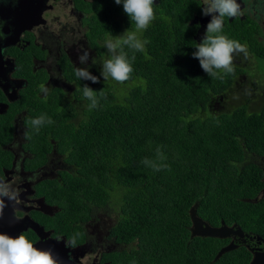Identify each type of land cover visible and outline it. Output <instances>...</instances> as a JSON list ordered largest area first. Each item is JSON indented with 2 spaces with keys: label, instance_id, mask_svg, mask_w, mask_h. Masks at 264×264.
<instances>
[{
  "label": "trees",
  "instance_id": "16d2710c",
  "mask_svg": "<svg viewBox=\"0 0 264 264\" xmlns=\"http://www.w3.org/2000/svg\"><path fill=\"white\" fill-rule=\"evenodd\" d=\"M154 14L140 33L149 43L145 52L135 53L130 79L122 84L100 80L90 87L106 96L97 108L89 110L79 87L74 104L68 101L58 110L44 103L35 111L62 117L34 135L56 133L65 160L76 169L56 189L61 209L55 218L75 221L96 210L112 213L117 218L113 232L135 243L129 254L122 253L124 264H247L251 255L243 246L214 260L226 239L190 238L189 210L197 203V215L213 225L220 219L238 221L247 211L255 214L257 202L247 198H255L262 187V170L256 166L264 159V108L215 109L239 70L233 66L223 80L209 77L192 57L197 42L186 24L188 13ZM101 19L105 26L94 36L120 34V25L107 22V13ZM124 23L135 29L125 13ZM238 32L224 35L248 44L253 62L264 59L263 46ZM95 46L106 57L105 48ZM97 70L100 77L101 66ZM78 109L84 117L76 122ZM157 147L167 165L158 172L142 163L156 160ZM226 199L231 200L227 205ZM259 212L264 217V206ZM73 236L82 239L78 232Z\"/></svg>",
  "mask_w": 264,
  "mask_h": 264
},
{
  "label": "flooded vegetation",
  "instance_id": "af4514ba",
  "mask_svg": "<svg viewBox=\"0 0 264 264\" xmlns=\"http://www.w3.org/2000/svg\"><path fill=\"white\" fill-rule=\"evenodd\" d=\"M179 1L187 2L166 0L167 8L163 11L169 12L174 6V13H188L186 24L194 31L193 39L200 43L211 16L201 14L202 6L199 5L202 0H189L186 8L175 10ZM237 2L241 3L244 15L225 18L223 34H233L237 29L242 37L255 38L264 47V0ZM161 3L162 0H154V13L162 11L156 9ZM101 13H107V22H117L123 31L125 12L122 5H116L114 0H17L14 4L10 0H0V19L6 22L3 31L8 33V38L0 41V178L15 181L21 194L15 208L4 209L9 217L0 219V234L12 238L23 234L33 244L43 242V245L54 249L56 257L67 258L70 264H124L122 253L131 252L130 241H121L113 232L117 218L107 212L96 210L89 218L75 221L55 218L61 209L55 201L56 189L63 184L65 177L74 176L76 169L65 160L66 153L61 150V139L54 137L56 133L51 130L43 132V137L37 139L30 124L31 119L39 117L35 111L45 106L44 103H51L54 108L58 104L59 110L68 101L74 104V96L80 94L76 92L79 87L97 85L79 80L74 68L87 67L91 74L98 76L96 59L100 54L95 43L102 46L104 40L94 33L105 26ZM245 45L247 55L242 53L240 59L247 63L233 64L239 70L235 80L246 82L245 86L239 85L238 90L245 92L241 98H245L238 106L249 110L251 102L258 98L259 111L264 108V87L258 80L264 81V76L246 72L254 68L252 57L255 54L248 44ZM83 50L90 54L87 64L78 61ZM99 80L103 78L99 77ZM42 86L47 88L46 94L41 91ZM51 119L60 123L62 117ZM41 142L44 144L42 149ZM262 162L264 159L259 163L261 190L255 198H247L249 202H257L258 214H255L260 221L264 220L259 212L264 206ZM104 214L115 221L99 224L100 220L105 222ZM221 221L242 230L241 236L231 234L223 238L227 240L223 246L233 241L237 245L235 248L243 246L249 250L250 259L253 252L264 257L263 236L243 229L233 223L235 221L220 219L215 226ZM74 232H78L82 239L75 237V244H70ZM58 237L61 238L59 241Z\"/></svg>",
  "mask_w": 264,
  "mask_h": 264
},
{
  "label": "clouds",
  "instance_id": "9594fccd",
  "mask_svg": "<svg viewBox=\"0 0 264 264\" xmlns=\"http://www.w3.org/2000/svg\"><path fill=\"white\" fill-rule=\"evenodd\" d=\"M16 3L17 0H10ZM116 5H122L125 14L129 20L134 23L135 31L125 30L119 36L109 37L104 41L103 47L106 49V58L103 59L100 77L104 81L112 79L118 83H124L130 79L133 72L136 52H145L147 40L140 39L139 33L146 30L150 23L155 19L154 0H114ZM201 14L211 16L206 25V31L200 43H195V51L192 57L199 61L200 67L211 78L223 80L225 75L232 74L234 54L244 53L247 55V46L238 41L229 39L223 34L225 18H237L244 15L241 3L237 0H202ZM5 21L0 19V41L8 38V33L3 31ZM128 49L132 52L129 57ZM90 54L83 50L78 55L80 64H87ZM74 74L79 80L99 83V77L91 74L87 67H75ZM41 91L47 93V88H41ZM83 97L89 101L88 108L92 110L100 104V99H106L102 90L94 91L87 84L81 88ZM54 121L42 114L39 117L30 120L31 128L35 133H39L44 125L53 124ZM166 157L160 147L156 148V160L145 158L142 163L150 167L153 171H160L167 167L162 163ZM157 161H160L159 163ZM20 188L15 181H9L0 178V218L3 217L6 207L15 208L20 201ZM61 238H57L59 241ZM75 244V238L69 241ZM0 264H61L51 250H40L33 246L23 234L12 238L7 234H0Z\"/></svg>",
  "mask_w": 264,
  "mask_h": 264
},
{
  "label": "rangeland",
  "instance_id": "374dc122",
  "mask_svg": "<svg viewBox=\"0 0 264 264\" xmlns=\"http://www.w3.org/2000/svg\"><path fill=\"white\" fill-rule=\"evenodd\" d=\"M170 1H172V0H170ZM186 1L187 2L179 1L178 4H175V10H181V9L186 8L190 4L188 2L189 0H186ZM165 8H167L166 0H162L161 5L156 7V9H158V10L160 9V11L162 10L159 13H170V12L163 11V9H165ZM173 13H174V11H173ZM127 29L128 28L125 27L123 29V31L120 32V34L118 33L115 36L121 35ZM129 30L130 31H135V29H132V30L129 29ZM138 35L140 36V33ZM262 36L264 37V33L262 34ZM108 37L109 36H107V38ZM107 38L104 37L103 40L105 41ZM140 39H141V36H140ZM263 50H264V47H263ZM241 54L242 53L234 54V56H233V64H242V65H245V63H247L246 60L240 59V55ZM105 58H106L105 56H98L97 57L96 62L98 63L99 66L102 65V61ZM254 64H255L254 68L253 69L250 68V70L247 69L246 72H248L250 75H253L254 73H258V74L264 76V59H260V58L258 59L257 58V59L254 60ZM258 83L261 86L264 87V81L258 80ZM245 84H246L245 81L240 80V79L237 78L235 80V82L233 83V85L229 88V90L227 91V93L225 94V96L223 97V99L220 100V104H218V106H215L214 108L216 109V108H219L220 107V110H230L233 107L235 108L238 105H241L243 103V99L245 98V97L244 98H241V96H244L245 95V92H243L241 90H238V88H239V85L245 86ZM255 99H256L255 102H254V100L251 102L249 111L257 110V108L259 107L258 98H255ZM57 107H58V105H55V108H57ZM76 117H77L75 119L76 122L77 121H81V119L84 117V114L81 112L80 109H78V114H76ZM260 161H261V159H260ZM260 161L258 162V166H256L257 169L258 168H261V166L259 165ZM240 164L242 165V163H240ZM230 202H231L230 199H226V201H225L226 205L229 204ZM254 213H258V207L256 205H254ZM109 214H112V213H109ZM103 216L105 217V222L103 220H100L99 221L100 222L99 224H102V223H112V222L115 221V220H111V218L109 216L105 215V214ZM233 223L239 224L245 230L254 231V232H257L258 234L261 233V234L264 235V221L258 220L256 218V214H253L252 212H249V211L245 212L244 214L241 215V217H240V219L238 221H235ZM134 244L135 243H130L129 247L131 248V246H133ZM127 250H129V248H127Z\"/></svg>",
  "mask_w": 264,
  "mask_h": 264
},
{
  "label": "water",
  "instance_id": "95a60500",
  "mask_svg": "<svg viewBox=\"0 0 264 264\" xmlns=\"http://www.w3.org/2000/svg\"><path fill=\"white\" fill-rule=\"evenodd\" d=\"M196 207L197 203L191 206L189 210L190 220L192 223V226L190 227V238L194 236L225 238L229 237L231 234L238 236L242 235V230L240 228H235L234 225H227L223 221H221V224H219L218 226L211 225L210 223L206 222L200 216L197 215ZM5 216L9 217V215L4 212L2 219H4ZM15 237H17V235L13 236V238ZM33 246L40 250H51L52 254L54 255V249L43 245V242L34 243ZM236 246L237 245L233 243V241H230L227 245L222 246L216 253L214 260L218 259L223 253L234 249ZM58 259L60 260L61 264H70L67 258ZM247 264H264V257H262L259 252H253L252 258Z\"/></svg>",
  "mask_w": 264,
  "mask_h": 264
}]
</instances>
